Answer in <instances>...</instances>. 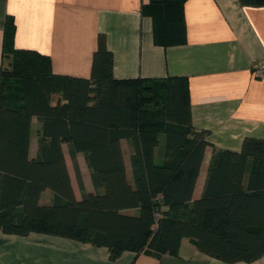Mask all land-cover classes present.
I'll list each match as a JSON object with an SVG mask.
<instances>
[{
	"label": "trees",
	"instance_id": "16d2710c",
	"mask_svg": "<svg viewBox=\"0 0 264 264\" xmlns=\"http://www.w3.org/2000/svg\"><path fill=\"white\" fill-rule=\"evenodd\" d=\"M184 1L144 4L155 44L184 41ZM239 2L264 5V0ZM111 63L100 35L89 78L56 74L48 55L14 46V22L6 16L0 65V230L103 246L110 260L124 251L156 259L176 255L183 237L226 262L264 255V139L246 137L239 151L213 147L203 191L192 199L211 143L206 130L191 124L186 76L114 79ZM54 93L60 96L52 104ZM32 116L41 123L34 157L29 156ZM124 138L132 146L131 179L120 144ZM77 152L84 155L94 191L83 187ZM46 189L51 202L42 204Z\"/></svg>",
	"mask_w": 264,
	"mask_h": 264
},
{
	"label": "crops",
	"instance_id": "0c3cea01",
	"mask_svg": "<svg viewBox=\"0 0 264 264\" xmlns=\"http://www.w3.org/2000/svg\"><path fill=\"white\" fill-rule=\"evenodd\" d=\"M147 1L0 0V65L4 21L10 15L14 46L48 55L56 74L89 78L101 35L112 55L114 79L186 76L191 124L206 130L211 143L200 163L192 192L195 199L203 191L213 147L239 151L246 137L264 139V77L256 76L251 68L264 60V5H242L239 0H185L184 41L163 46L153 41L152 19L143 12ZM59 96L52 94L51 103ZM40 126L32 116L30 157L37 152ZM120 144L131 179V142L124 138ZM61 147L74 194L79 198L68 144L63 142ZM75 160L84 189L94 191L83 153L77 152ZM51 198L52 192L46 189L40 203L49 204ZM0 264H264V255L250 262H226L199 251L190 238L183 237L176 255L166 253L156 259L124 251L110 260L103 246L46 233L20 236L0 230Z\"/></svg>",
	"mask_w": 264,
	"mask_h": 264
},
{
	"label": "built area",
	"instance_id": "2783aa9c",
	"mask_svg": "<svg viewBox=\"0 0 264 264\" xmlns=\"http://www.w3.org/2000/svg\"><path fill=\"white\" fill-rule=\"evenodd\" d=\"M252 71L258 77H264V60L252 65Z\"/></svg>",
	"mask_w": 264,
	"mask_h": 264
},
{
	"label": "rangeland",
	"instance_id": "374dc122",
	"mask_svg": "<svg viewBox=\"0 0 264 264\" xmlns=\"http://www.w3.org/2000/svg\"><path fill=\"white\" fill-rule=\"evenodd\" d=\"M70 165V167H72V165L71 164H69Z\"/></svg>",
	"mask_w": 264,
	"mask_h": 264
}]
</instances>
